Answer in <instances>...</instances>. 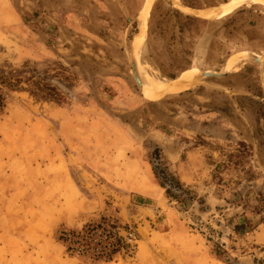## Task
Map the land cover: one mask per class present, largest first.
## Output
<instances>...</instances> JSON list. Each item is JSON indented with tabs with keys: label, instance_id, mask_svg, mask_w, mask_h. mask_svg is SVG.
<instances>
[{
	"label": "rangeland",
	"instance_id": "rangeland-1",
	"mask_svg": "<svg viewBox=\"0 0 264 264\" xmlns=\"http://www.w3.org/2000/svg\"><path fill=\"white\" fill-rule=\"evenodd\" d=\"M193 2L202 7L179 0L0 1V67L28 60L48 70L67 98L56 105L6 92L0 264H186L181 253L194 260L189 264H264V208L256 201L264 195V120L250 91L259 87L264 99V0ZM174 11L205 22L179 31L184 19ZM58 62L73 76L71 86L53 77ZM184 72L188 87L172 90ZM154 81L169 87L150 98ZM155 147L191 200L167 197L153 172ZM227 152L240 164L213 168ZM86 195L94 209L74 215L77 226L62 225ZM101 221H115L121 235L131 232L130 257L121 251L93 262L66 253L56 238ZM239 223L244 229L234 232Z\"/></svg>",
	"mask_w": 264,
	"mask_h": 264
},
{
	"label": "trees",
	"instance_id": "trees-1",
	"mask_svg": "<svg viewBox=\"0 0 264 264\" xmlns=\"http://www.w3.org/2000/svg\"><path fill=\"white\" fill-rule=\"evenodd\" d=\"M195 0H179V3L185 7L200 9L201 4L193 2ZM178 16H182L184 21L177 22L178 30H184L185 24L188 22H205L203 19L184 14L181 15L178 11H174ZM53 77L67 82L68 85H72L74 79L71 74L65 73V68L59 62L53 64ZM180 71L179 73L185 71ZM184 72L183 74H185ZM182 74V75H183ZM48 70L39 71L28 60H24L17 67H0V112L5 106L6 92H23L35 101L52 102L56 105H62L67 102L65 94L59 89L57 84L49 82L47 79ZM179 75V74H178ZM178 75L176 77H178ZM181 75V76H182ZM171 78H176L169 76ZM251 95L256 99L251 98V103L254 105L257 116L264 120V99L259 87L255 86L250 90ZM238 151V150H237ZM152 167L155 176L159 179L158 183L165 188L167 197L174 198L183 197V199L191 200L188 190L182 189L177 179H174L169 172L162 167L158 161L159 150L155 147L152 151ZM239 154V152L237 153ZM225 160L220 163H215L213 168L231 166L232 164H240V161L232 163L230 161V153H223ZM242 168L243 174L246 178L250 179L251 171L249 168ZM185 197V198H184ZM260 208H264V195L258 193L256 198ZM234 202V201H233ZM235 205H240L239 201H235ZM242 206V205H241ZM90 224H85L81 230L76 231L73 229L60 230L58 232L57 240L63 244L64 250L70 255L87 256L91 261H110L113 259V255H116L122 251V253L130 257L135 249L134 244L125 243L121 237L116 235L117 225L115 221L107 223L108 229H105L104 238L101 241L92 243L93 235L91 233ZM243 223L234 224L232 230L238 232L244 229ZM208 239V238H207ZM99 245V247H96ZM216 254V253H215ZM219 256L218 254H216Z\"/></svg>",
	"mask_w": 264,
	"mask_h": 264
},
{
	"label": "crops",
	"instance_id": "crops-1",
	"mask_svg": "<svg viewBox=\"0 0 264 264\" xmlns=\"http://www.w3.org/2000/svg\"><path fill=\"white\" fill-rule=\"evenodd\" d=\"M0 1H7V0H0ZM48 165V163H46V166ZM66 176H62V180L65 181L64 183H66L67 181ZM156 186L153 185L152 188H155V192L158 193V185L155 184ZM70 191L74 193V188H70ZM138 192H145L143 190H140ZM64 195V192H63ZM96 201L91 199L89 196H83V198L79 197L77 199V206H75L73 209H69L68 212L66 214L63 215V217H61L60 222L62 223V225H66V226H77V222H75V220H73L74 215H83L85 212H88L90 210L94 209ZM179 261L182 263H186L189 264L190 262H194L193 259H191V257H189V255L181 253L179 255Z\"/></svg>",
	"mask_w": 264,
	"mask_h": 264
},
{
	"label": "bare ground",
	"instance_id": "bare-ground-1",
	"mask_svg": "<svg viewBox=\"0 0 264 264\" xmlns=\"http://www.w3.org/2000/svg\"><path fill=\"white\" fill-rule=\"evenodd\" d=\"M173 3H174V1H173ZM177 8H179L181 11L189 13V14H195V15L203 16L202 15V11L203 10L193 11V10L187 9V8L181 6V5H178V4H177ZM141 29H142V27H141ZM225 64H226V62L223 64V66H225ZM181 78H182L181 83L177 87H174V88L172 87V90H174L175 88H187L188 87V85H189V83L191 81V79L189 78V75L183 74L182 76H180L179 80ZM151 86H153V87H151ZM168 87H169L168 83L163 85V84H160L159 82H155L154 81V82L148 83L147 92H148V95L150 96V98H152L153 90H158V92H159L161 90L168 89Z\"/></svg>",
	"mask_w": 264,
	"mask_h": 264
},
{
	"label": "built area",
	"instance_id": "built-area-1",
	"mask_svg": "<svg viewBox=\"0 0 264 264\" xmlns=\"http://www.w3.org/2000/svg\"><path fill=\"white\" fill-rule=\"evenodd\" d=\"M107 223H111V222H106V221H101L95 225H91L90 228L92 227L91 229V233L93 235V240H92V243L94 244L96 241H101L103 238H104V233H105V229H108V226H107ZM118 228V227H117ZM117 228H116V235L118 237H121L125 243H128V244H132L130 243L131 239H130V236H131V232L127 231L125 232L124 234H120L118 231H117ZM79 231V230H78ZM96 247H99V245H97ZM115 255H113L114 257Z\"/></svg>",
	"mask_w": 264,
	"mask_h": 264
},
{
	"label": "water",
	"instance_id": "water-1",
	"mask_svg": "<svg viewBox=\"0 0 264 264\" xmlns=\"http://www.w3.org/2000/svg\"><path fill=\"white\" fill-rule=\"evenodd\" d=\"M132 65L134 66V64L132 63ZM201 75L202 76H219V75H221V73L220 72H216V73H211V72H207V71H202L201 72ZM135 80H136V82L139 84V81L137 80V78H136V76H135ZM139 86H140V84H139Z\"/></svg>",
	"mask_w": 264,
	"mask_h": 264
}]
</instances>
